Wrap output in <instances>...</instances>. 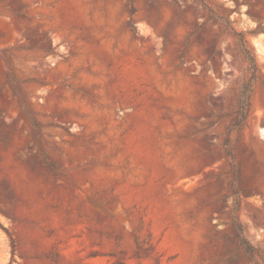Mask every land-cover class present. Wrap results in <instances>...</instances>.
Wrapping results in <instances>:
<instances>
[{
	"label": "rangeland",
	"instance_id": "rangeland-1",
	"mask_svg": "<svg viewBox=\"0 0 264 264\" xmlns=\"http://www.w3.org/2000/svg\"><path fill=\"white\" fill-rule=\"evenodd\" d=\"M0 264H264V0H0Z\"/></svg>",
	"mask_w": 264,
	"mask_h": 264
},
{
	"label": "trees",
	"instance_id": "trees-1",
	"mask_svg": "<svg viewBox=\"0 0 264 264\" xmlns=\"http://www.w3.org/2000/svg\"><path fill=\"white\" fill-rule=\"evenodd\" d=\"M242 95L245 96L246 99H248L249 98L248 90H246ZM245 244L247 245L248 249H250L249 253H250L251 257L253 258L255 256V252L253 250V246L247 240H245Z\"/></svg>",
	"mask_w": 264,
	"mask_h": 264
}]
</instances>
